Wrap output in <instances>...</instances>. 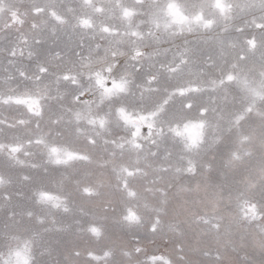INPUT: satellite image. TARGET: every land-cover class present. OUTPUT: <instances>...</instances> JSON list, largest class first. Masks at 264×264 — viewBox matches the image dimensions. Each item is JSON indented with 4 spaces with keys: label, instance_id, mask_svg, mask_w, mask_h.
<instances>
[{
    "label": "snow or ice",
    "instance_id": "obj_1",
    "mask_svg": "<svg viewBox=\"0 0 264 264\" xmlns=\"http://www.w3.org/2000/svg\"><path fill=\"white\" fill-rule=\"evenodd\" d=\"M0 264H264V0H0Z\"/></svg>",
    "mask_w": 264,
    "mask_h": 264
},
{
    "label": "rangeland",
    "instance_id": "obj_2",
    "mask_svg": "<svg viewBox=\"0 0 264 264\" xmlns=\"http://www.w3.org/2000/svg\"><path fill=\"white\" fill-rule=\"evenodd\" d=\"M154 250V249H153ZM163 249H161V251H162Z\"/></svg>",
    "mask_w": 264,
    "mask_h": 264
}]
</instances>
